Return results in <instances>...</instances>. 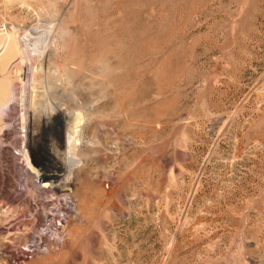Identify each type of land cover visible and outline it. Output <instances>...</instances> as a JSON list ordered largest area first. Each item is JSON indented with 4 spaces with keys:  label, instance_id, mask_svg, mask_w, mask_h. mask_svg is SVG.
<instances>
[{
    "label": "rangeland",
    "instance_id": "obj_1",
    "mask_svg": "<svg viewBox=\"0 0 264 264\" xmlns=\"http://www.w3.org/2000/svg\"><path fill=\"white\" fill-rule=\"evenodd\" d=\"M11 34L0 264H264V0H0ZM58 108L71 196L24 159Z\"/></svg>",
    "mask_w": 264,
    "mask_h": 264
},
{
    "label": "bare ground",
    "instance_id": "obj_2",
    "mask_svg": "<svg viewBox=\"0 0 264 264\" xmlns=\"http://www.w3.org/2000/svg\"><path fill=\"white\" fill-rule=\"evenodd\" d=\"M15 35L11 34L0 37V101L4 99L10 86L9 78L6 76L9 64L18 54L24 52L18 48ZM32 80L34 82V79ZM66 118L67 114L65 115L58 108L51 109L50 114L45 119L47 126L63 128L66 134V141L60 142V147L63 149L61 153L52 148H47V152L45 153L46 159L55 168L53 166H51L52 168L45 167L42 169V173H36L37 170L33 168L37 165L36 162L30 160L27 153H24V159H26V164L31 172L36 175L37 180L42 182L44 188L51 190V192H61L65 196H71L74 194L72 184L77 179V173L82 167V162L77 154V131H72L67 127ZM75 121H80L78 116L75 117Z\"/></svg>",
    "mask_w": 264,
    "mask_h": 264
}]
</instances>
